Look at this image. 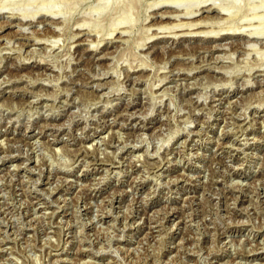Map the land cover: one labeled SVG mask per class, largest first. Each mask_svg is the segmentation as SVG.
<instances>
[{"label":"rangeland","instance_id":"1","mask_svg":"<svg viewBox=\"0 0 264 264\" xmlns=\"http://www.w3.org/2000/svg\"><path fill=\"white\" fill-rule=\"evenodd\" d=\"M157 3L0 0V264H264V0Z\"/></svg>","mask_w":264,"mask_h":264},{"label":"bare ground","instance_id":"2","mask_svg":"<svg viewBox=\"0 0 264 264\" xmlns=\"http://www.w3.org/2000/svg\"><path fill=\"white\" fill-rule=\"evenodd\" d=\"M53 1V0H52ZM101 1V6L100 5H98L99 7H100V9H104V7H106L105 5H106V2L108 3L107 5H109V2H110V0H109V2H108V0H100ZM102 1H104L105 2V4L104 3H102ZM112 1V0H111ZM209 1V0H208ZM246 1H248V3L250 2V0H224V4L222 5V6H212V5H210V4H207V6H210V7H212V8H214V10L216 9V11L218 12V13H220V14H229V12L232 10V9H236V11H237V9H240V8H242V6H244V4L246 3ZM114 2V1H113ZM157 4L159 5H161V4H163L165 7H168V8H173L174 10H177V12H178V10H180V12L182 13V15L184 16V17H190V16H192L193 14H194V12L191 10V7H186V5L187 4H185V8L183 7V8H180V6L182 7L183 5V3H184V0H157ZM206 2L207 1H205V3H203V1H202V4H205L206 5ZM262 2V1H261ZM182 3V4H181ZM48 4V3H47ZM51 4V3H50ZM49 4V5H50ZM156 4V3H155ZM201 4V2L199 3V5ZM22 5V4H21ZM158 5H156V6H158ZM159 5V6H160ZM190 5V4H189ZM225 5V6H224ZM48 6V5H47ZM51 6V5H50ZM150 6H154L153 5V3L152 4H150ZM155 6V7H156ZM158 6V7H159ZM7 7V6H6ZM6 7H4V6H1L0 7V10L1 9H3V8H6ZM46 7V6H45ZM193 7H194V5H193ZM200 7V6H199ZM258 7V6H257ZM262 7V10L264 9L263 7H264V3H262V4H259V7H258V9H260ZM52 8V7H51ZM51 8H49V9H45V11H44V8H43V11H42V13L44 14V15H47V14H59V16H61V11H56V13L54 12L53 13V9H51ZM253 8V7H252ZM151 9V8H150ZM156 9V8H155ZM243 9V8H242ZM245 9V8H244ZM255 10L254 11H256L257 10V8H254ZM26 10V9H25ZM253 10V9H252ZM20 11V10H19ZM41 11V10H40ZM100 11V10H99ZM259 11V10H258ZM21 12V11H20ZM176 12V11H175ZM261 12V11H260ZM173 14H175L174 13V11L172 12ZM12 14V13H11ZM26 12H22L21 13V16H23V17H25L26 16ZM40 14V13H39ZM172 14V15H173ZM227 14V15H228ZM230 14H232V13H230ZM254 14H257V12L256 13H254ZM126 15V14H125ZM124 16V15H123ZM171 16V15H170ZM170 16H166V17H170ZM180 16V15H179ZM229 17H230V15H228ZM127 17V16H126ZM177 17V16H176ZM26 18V17H25ZM193 18V17H192ZM125 19H124V17L123 18H121L118 22H119V24L120 23H122L123 21H124ZM118 22L116 23V24H118ZM199 23H196V24H192V22H190V23H182V24H173V25H171V26H162L161 27V29L163 30V28L164 29H166V28H168V30H172V29H175V28H178V27H186L185 25H187V27H189V28H191V27H193V26H196V25H198L199 26V24L201 23L200 21H198ZM195 23V22H194ZM190 24H192V25H190ZM162 25V24H161ZM118 26V25H117ZM160 27V26H159ZM158 27V28H159ZM180 27V28H181ZM78 28H79V26H78ZM155 29V28H154ZM230 29H233L232 27L231 28H228L227 30L228 31H224L225 32V34L227 35V34H232V33H236L237 31H235V29H233L232 31L230 30ZM160 30V29H159ZM259 30V29H258ZM212 31V30H211ZM220 31V30H219ZM203 31H198V30H188V32H184V35H185V37H188V38H193V37H197V38H201V37H204V38H213V37H215V36H217L216 34H220V33H218V31L217 32H215V34H214V32H210V31H207V32H205V34L203 35V33H202ZM221 32H222V29H221ZM227 32V33H226ZM168 33H171V32H168ZM256 33H258V34H256ZM261 33V34H260ZM224 34V33H223ZM242 34V33H241ZM244 34V33H243ZM249 34V36L251 37V36H256L257 37V35H259V36H263L264 37V29L263 30H261V32H260V30L259 31H251L250 33H248ZM249 36H247V37H249ZM261 36V37H262ZM248 47V46H247ZM101 58V57H100Z\"/></svg>","mask_w":264,"mask_h":264}]
</instances>
